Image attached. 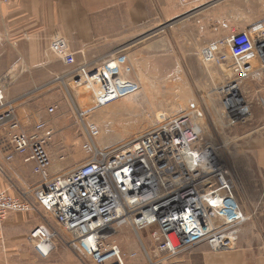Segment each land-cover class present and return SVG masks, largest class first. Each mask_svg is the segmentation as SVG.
Here are the masks:
<instances>
[{
	"label": "built area",
	"instance_id": "built-area-1",
	"mask_svg": "<svg viewBox=\"0 0 264 264\" xmlns=\"http://www.w3.org/2000/svg\"><path fill=\"white\" fill-rule=\"evenodd\" d=\"M10 3L0 0V7ZM254 26L246 31L233 29L229 37L202 50L205 63L230 64L233 78L219 93L222 110L233 123L248 114L243 93L247 80L259 83L264 106V19ZM49 50L67 56L66 64H75L65 38H53ZM126 60L125 55L117 54L98 67L79 66L75 84L98 83L101 106L135 95L142 86L121 74ZM115 63L120 70H112ZM0 109V127L12 129L14 150L7 159L15 154L26 156L34 162V173L44 180L43 186L17 194L0 188V219L12 213H34L40 206L53 222L37 227L27 241L42 258L52 254L59 240L89 257L92 264H130L140 254L145 264H163L200 245L213 252L238 247L248 218L236 195L228 162L206 137L202 110L175 116L162 113L152 129L107 150L97 145L100 127L83 123L85 162L51 178L48 146L53 130L45 121L31 131L22 130L1 85ZM84 115L82 112L80 117ZM124 231L133 233L138 251H127L113 241Z\"/></svg>",
	"mask_w": 264,
	"mask_h": 264
},
{
	"label": "crops",
	"instance_id": "crops-1",
	"mask_svg": "<svg viewBox=\"0 0 264 264\" xmlns=\"http://www.w3.org/2000/svg\"><path fill=\"white\" fill-rule=\"evenodd\" d=\"M241 1H247V7ZM257 17H264V0H11L0 7V85L6 100L13 102L23 119L24 113L35 114L37 101L61 87L58 80L78 66L102 65L104 59L128 46V37L152 29L153 23L159 28L187 18L181 19L185 25L190 23L199 32H214L221 38L226 34L227 38L233 29L246 31L259 23ZM57 36L68 41L75 55L74 65L49 51L50 42ZM37 109L41 111V107ZM45 122L55 135L53 125ZM11 135L9 125L0 127V188L17 194L43 186V178L34 173V162L17 154L7 159L14 150ZM64 139L72 142L71 138ZM246 144L248 205L263 210L264 230V116L263 125L248 136ZM257 194L262 195L261 201ZM48 220L51 218L40 206L34 213H12L0 219V264H92L89 257L61 240L48 258H42L27 237ZM248 237L241 234L235 250L213 252L200 245L168 264H264V248L251 246ZM134 239L127 237L126 243L138 251ZM145 262L140 254L130 264Z\"/></svg>",
	"mask_w": 264,
	"mask_h": 264
},
{
	"label": "rangeland",
	"instance_id": "rangeland-1",
	"mask_svg": "<svg viewBox=\"0 0 264 264\" xmlns=\"http://www.w3.org/2000/svg\"><path fill=\"white\" fill-rule=\"evenodd\" d=\"M240 3L247 7V1ZM181 19L185 18L159 28L153 23L152 29L128 37V46L118 51L127 57L121 74L129 80H137L142 86L137 94L101 106L98 99H102V96L98 98V83L87 87L76 86L74 73L78 66L68 77L58 80V86H61L58 90L36 102V112L32 116L24 113L23 119L20 118L12 102L16 111L15 120L26 132L31 131L39 121H49L55 128L54 138L48 146L52 159L50 177L53 178L69 173L85 162L82 150L85 142L83 123H94L100 127L101 136L97 145L107 150L152 129L157 116L162 113L175 116L202 110L205 115L206 137L220 148L222 156L228 162L235 177L236 195L248 218L241 228V234L249 236L250 242L247 243L251 246L263 249V210L249 207L245 176L247 138L263 125L264 111L259 83L251 80L245 82L243 93L248 102V114L241 122L233 123L222 110L223 99L219 93V88L233 78L228 69L230 64L218 66L205 63L202 58V50L224 39L226 34L221 38L220 34L214 32H199L197 26H191L190 23L185 25ZM256 19L261 22L264 17ZM69 52L72 53L71 49ZM59 57L66 63L67 56ZM108 59H104V63ZM254 64H258L257 60H254ZM112 70H120V66L113 65ZM261 83L264 89V82ZM39 107L40 112L37 109ZM51 108H55L53 113L49 112ZM82 112L87 115L81 118ZM36 114H40L39 117ZM64 137L71 138L72 142L62 140ZM257 197L260 201L263 199L261 194H257ZM130 236L135 238L133 233L124 231L113 241L121 244L127 251L133 250L126 243V238ZM134 240L137 242L136 238ZM169 262L170 260L163 264Z\"/></svg>",
	"mask_w": 264,
	"mask_h": 264
},
{
	"label": "water",
	"instance_id": "water-1",
	"mask_svg": "<svg viewBox=\"0 0 264 264\" xmlns=\"http://www.w3.org/2000/svg\"><path fill=\"white\" fill-rule=\"evenodd\" d=\"M255 26L250 27L248 30H252Z\"/></svg>",
	"mask_w": 264,
	"mask_h": 264
},
{
	"label": "bare ground",
	"instance_id": "bare-ground-1",
	"mask_svg": "<svg viewBox=\"0 0 264 264\" xmlns=\"http://www.w3.org/2000/svg\"><path fill=\"white\" fill-rule=\"evenodd\" d=\"M251 110V109H250ZM251 114H252V111H251ZM202 122V121H201ZM203 127H204V124H203Z\"/></svg>",
	"mask_w": 264,
	"mask_h": 264
}]
</instances>
